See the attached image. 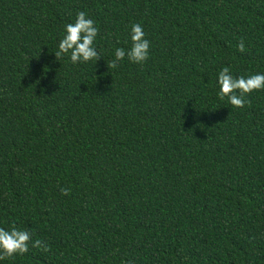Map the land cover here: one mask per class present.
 <instances>
[{
  "label": "trees",
  "instance_id": "16d2710c",
  "mask_svg": "<svg viewBox=\"0 0 264 264\" xmlns=\"http://www.w3.org/2000/svg\"><path fill=\"white\" fill-rule=\"evenodd\" d=\"M80 11L101 58L56 59ZM225 66L264 73V0H0V227L51 246L0 264H264V89Z\"/></svg>",
  "mask_w": 264,
  "mask_h": 264
},
{
  "label": "clouds",
  "instance_id": "9594fccd",
  "mask_svg": "<svg viewBox=\"0 0 264 264\" xmlns=\"http://www.w3.org/2000/svg\"><path fill=\"white\" fill-rule=\"evenodd\" d=\"M98 33L99 29L96 27V22L89 18L86 12H78L74 23L65 25V35L59 41L58 51L54 52L56 59L70 52V59L73 64L88 61L96 62L101 58L94 46ZM131 42V47L128 50L120 47L115 49V58L107 64L108 68H117L118 62L123 60L125 56L133 63H143L149 58L150 41L145 38L142 25L132 24ZM237 50L241 53L245 51L243 39L238 42ZM218 85L220 99L227 97L232 106L243 108L246 104L250 105L251 103L246 98V94L264 89V73L235 77L230 68L225 66L218 74ZM60 191L65 196L70 194L68 187H62ZM30 244L31 247L45 252L51 250L47 241L33 240L32 233L28 229H18L13 226L10 230H6L0 227V260H5L16 254L27 253ZM122 264H134V261H122Z\"/></svg>",
  "mask_w": 264,
  "mask_h": 264
}]
</instances>
